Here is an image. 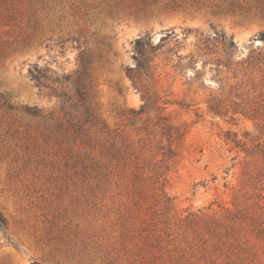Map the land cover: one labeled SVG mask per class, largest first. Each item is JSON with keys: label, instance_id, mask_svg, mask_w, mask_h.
Listing matches in <instances>:
<instances>
[{"label": "rangeland", "instance_id": "1", "mask_svg": "<svg viewBox=\"0 0 264 264\" xmlns=\"http://www.w3.org/2000/svg\"><path fill=\"white\" fill-rule=\"evenodd\" d=\"M261 33L264 0H0V264H264V86L232 99L256 119L207 103ZM148 35L150 123L127 75ZM159 114L187 131L170 160Z\"/></svg>", "mask_w": 264, "mask_h": 264}, {"label": "trees", "instance_id": "2", "mask_svg": "<svg viewBox=\"0 0 264 264\" xmlns=\"http://www.w3.org/2000/svg\"><path fill=\"white\" fill-rule=\"evenodd\" d=\"M219 34L216 33V37ZM222 37V43L224 46L230 51L235 48V42L232 37H227L226 34L222 33L220 35ZM259 40L263 41V47H256L255 49H250V52L246 58H243L242 61L238 63L231 62V59H228L226 63L218 62L217 67L223 66L229 72H233V78L236 79L237 82L228 86L225 84H220V92L222 96H212L208 100V108L213 111L215 114H218L220 117H229L231 120H236L237 115L242 114L248 116L252 119H256L258 115L257 106L254 104H249L248 106H242L237 102H234L232 99H239V91L243 86L244 81L240 82L239 76L243 74V77L247 75L250 76L252 82H254L253 78H260L259 83L252 84L253 92H256V87L264 86V33L260 34ZM137 63L133 68L127 69V75L131 79L132 85L137 90V92L141 93V98L143 100V106L139 110H134L133 113L136 117H143V115H147L148 118L145 120L150 123L151 112L161 110L158 107V103L160 102V98L158 96L157 91L155 90V86L152 82H155V70L157 68V64L155 63V59L157 58V51L161 47V42L154 45L151 42L150 35L146 36L145 39H138L137 42ZM89 60L83 62V69L77 70L74 75L69 76L68 79L72 85V90H74V95L80 98V101H85L88 97L87 95V81L88 77V68H89ZM37 69V68H35ZM38 71V70H36ZM257 77H256V76ZM260 75V76H259ZM254 76V77H253ZM32 80H34L35 84L40 86L42 84V78L39 73H32ZM143 79L147 80L149 83H143ZM191 85V84H190ZM227 92V94H226ZM72 98H74L72 96ZM91 116H89L86 120L89 121ZM159 122L154 124L153 127L160 129L161 143L166 137L168 140V148L165 152H163V160H170L177 156L176 148L179 147L178 144L182 139L185 138L187 131L182 128V126H175L170 123L169 120L162 116L158 115ZM236 143H239L236 142ZM111 150L115 156L126 155L129 150V145L123 142L121 147L116 145V142L110 143ZM163 146V145H161ZM109 149V150H110ZM163 149V148H162ZM132 154V153H130ZM152 157H156L152 154ZM156 183H160L159 186L160 191L165 193V189L167 186V176L159 171L155 172ZM162 178V180H161ZM162 182V183H161ZM31 264H40L38 261H33Z\"/></svg>", "mask_w": 264, "mask_h": 264}]
</instances>
